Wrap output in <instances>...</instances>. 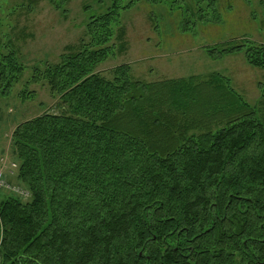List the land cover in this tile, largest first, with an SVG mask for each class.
Here are the masks:
<instances>
[{"label": "trees", "instance_id": "16d2710c", "mask_svg": "<svg viewBox=\"0 0 264 264\" xmlns=\"http://www.w3.org/2000/svg\"><path fill=\"white\" fill-rule=\"evenodd\" d=\"M40 1L9 9L30 12ZM45 1L66 15L71 0ZM168 1L181 9L182 31L223 12L219 0H106L87 14L77 43L30 67L60 112L11 132L9 172L30 195L0 188V264H264V83L250 104L221 73L146 81L128 63L99 70L124 48L122 11ZM243 1L264 22V0ZM22 36L0 18V96L26 69ZM202 49L264 69V41Z\"/></svg>", "mask_w": 264, "mask_h": 264}, {"label": "rangeland", "instance_id": "374dc122", "mask_svg": "<svg viewBox=\"0 0 264 264\" xmlns=\"http://www.w3.org/2000/svg\"><path fill=\"white\" fill-rule=\"evenodd\" d=\"M17 1L21 2L10 0L8 7L4 6L0 12V18L4 31H10L12 36L24 34L17 44L20 60L26 69L10 93L0 96V144L9 143L8 137L17 123L44 111L60 112L59 99L50 93L47 85L42 81H30V67L56 61L65 45L77 43L83 35L87 14L102 10L100 6L106 0L103 3L97 0H71L66 5V15L52 8L45 0L30 12L20 7L9 9ZM251 2L256 5L259 0ZM1 3L5 5L4 0H0ZM219 3L223 10L220 19L207 23L192 18L193 25L189 31L181 30V9L169 1L152 6L140 2L131 10L122 11L124 48L102 63L99 70L107 74L109 68L128 63L133 75L146 81L195 75L205 79L204 76L211 72L221 73L229 77L231 86L245 101L256 103L261 96L259 87L264 83V69L250 66L242 54L211 59L202 46L236 41L243 37L264 41L260 8L255 6L257 14L252 17L251 6L243 0H219ZM84 4L90 5L88 11L83 10ZM150 14L155 17H150ZM22 90L34 92V95L26 94L23 98L20 94ZM8 182L22 188L17 182ZM0 188L10 192L8 187Z\"/></svg>", "mask_w": 264, "mask_h": 264}, {"label": "crops", "instance_id": "0c3cea01", "mask_svg": "<svg viewBox=\"0 0 264 264\" xmlns=\"http://www.w3.org/2000/svg\"><path fill=\"white\" fill-rule=\"evenodd\" d=\"M11 135V133H10ZM10 135L8 137L9 143L7 144H0V170H3L4 173L8 174L7 179L10 182H16L15 178V170L10 173L11 167L10 164L12 162H16L13 155H12V147L10 143ZM1 158H3V161H1Z\"/></svg>", "mask_w": 264, "mask_h": 264}, {"label": "built area", "instance_id": "2783aa9c", "mask_svg": "<svg viewBox=\"0 0 264 264\" xmlns=\"http://www.w3.org/2000/svg\"><path fill=\"white\" fill-rule=\"evenodd\" d=\"M13 167H15L16 165L13 163L11 164ZM0 187H8L9 191L14 193L15 195L21 197V198H28L30 193L27 189L25 188H20L19 186L15 185H10V183L7 182L5 175L3 174V172H0Z\"/></svg>", "mask_w": 264, "mask_h": 264}]
</instances>
